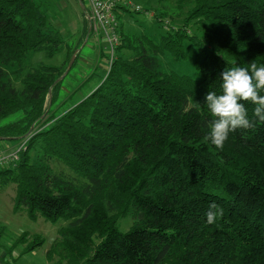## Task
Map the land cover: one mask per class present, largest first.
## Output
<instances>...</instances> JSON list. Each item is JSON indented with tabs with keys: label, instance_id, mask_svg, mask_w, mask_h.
I'll return each mask as SVG.
<instances>
[{
	"label": "trees",
	"instance_id": "16d2710c",
	"mask_svg": "<svg viewBox=\"0 0 264 264\" xmlns=\"http://www.w3.org/2000/svg\"><path fill=\"white\" fill-rule=\"evenodd\" d=\"M163 2H136L152 14L154 37L124 32L120 19L111 68L63 109L65 102L54 106L62 81L52 85L78 47L53 25L45 0H0V142L21 148L15 164L0 168V187L14 186V213L65 222L49 251L65 264H264V121L253 116L256 105L243 102L253 126L229 133L222 150L204 139L215 119L204 97L222 94L221 72L264 65V0H174L173 13ZM62 51V65L34 61ZM211 203L224 215L209 225ZM129 214L121 233L117 221ZM28 237L15 241L25 254L44 243ZM13 252L4 248L0 263L12 264Z\"/></svg>",
	"mask_w": 264,
	"mask_h": 264
},
{
	"label": "rangeland",
	"instance_id": "374dc122",
	"mask_svg": "<svg viewBox=\"0 0 264 264\" xmlns=\"http://www.w3.org/2000/svg\"><path fill=\"white\" fill-rule=\"evenodd\" d=\"M165 1L163 5L169 13H173L174 0ZM82 2L85 7V0H82ZM136 2L142 5H145V2L147 3L146 6L153 8L156 0H136ZM45 5L47 14L52 19L53 25L64 37H66V39H68V45L78 47L76 50V58L72 66L61 80L60 90L56 99V104L54 105L57 107L65 102L66 107H64L63 104L62 106L63 109H67V106H70L71 103L74 104L80 101L99 84L101 78L107 72L108 64L105 58L107 54H105L104 57H98L96 54V44L92 42L91 39L86 40V42H81L75 37V34L79 33L83 28L82 12L75 0H45ZM176 11L179 12L177 8ZM120 19H124L122 23L124 32H128L129 29H132L138 33H145L146 35L154 37L158 31L152 23L153 18L144 13L127 14ZM62 54H65V52L62 51V53L55 55L51 59L36 55L34 56V61L41 62L47 66L62 65L64 61V58L60 59ZM94 66L96 68L95 70H93ZM169 67L178 72H183L190 77L195 76V70L189 64L184 65L172 61L169 62ZM93 72H96L97 77L94 76L89 79ZM1 145L12 146L13 144L0 142V146ZM2 150L3 149H0V152ZM10 150H13V148H10ZM57 169L62 171L69 178L73 177V174L68 169L62 166H58ZM13 196V185L0 187V252L3 254L4 248L10 249L14 246L13 259L15 261H13L12 264H65L60 255L56 253L57 250L49 252L52 249L53 243L59 241L58 231L65 225V222L60 220L53 224L41 218L31 221L25 213H14ZM132 221L131 214L127 217L120 218L117 221V229L119 232H126L131 226ZM22 233L29 235V240L34 235L39 236L42 241H44L43 245L33 252L27 254L23 253L22 246L15 242L16 238ZM50 254L52 255L51 258L49 257ZM7 260L10 262L11 258L6 256L4 263H6Z\"/></svg>",
	"mask_w": 264,
	"mask_h": 264
},
{
	"label": "clouds",
	"instance_id": "9594fccd",
	"mask_svg": "<svg viewBox=\"0 0 264 264\" xmlns=\"http://www.w3.org/2000/svg\"><path fill=\"white\" fill-rule=\"evenodd\" d=\"M220 80L222 94L208 91L204 97V104L215 117L204 139L222 150L229 133L253 126L243 102L250 101L256 105L253 116L264 121V95H260L261 90H264V65L257 66L251 61L247 67L224 69ZM205 215L206 223L211 225L223 217L224 211L216 203H211Z\"/></svg>",
	"mask_w": 264,
	"mask_h": 264
},
{
	"label": "built area",
	"instance_id": "2783aa9c",
	"mask_svg": "<svg viewBox=\"0 0 264 264\" xmlns=\"http://www.w3.org/2000/svg\"><path fill=\"white\" fill-rule=\"evenodd\" d=\"M85 2L87 14L85 19L89 29L87 40L91 39L96 44V52L104 51L108 54V72L119 44L120 18L129 11L144 13L149 17H152V14L144 12L134 0H85ZM163 25L164 29L169 28L166 20L163 21ZM20 149L17 147L13 152L0 154V168L15 164L19 159Z\"/></svg>",
	"mask_w": 264,
	"mask_h": 264
},
{
	"label": "water",
	"instance_id": "95a60500",
	"mask_svg": "<svg viewBox=\"0 0 264 264\" xmlns=\"http://www.w3.org/2000/svg\"><path fill=\"white\" fill-rule=\"evenodd\" d=\"M77 4L79 5L80 9H81V12L84 14L85 18H87V14H86V10H85V7L84 5L82 4L81 0H76ZM88 34H89V29H87V35H86V38H85V41L87 40V37H88ZM76 54L77 52H75L71 57H70V60H69V63L67 64L66 66V69L65 71L63 72V74L53 83L52 87L55 86L57 83H59L64 77L65 75L67 74L68 70L70 69V67L72 66L75 58H76ZM51 87V88H52ZM48 98H49V102L51 100V89L49 90L48 92ZM31 131V129H30Z\"/></svg>",
	"mask_w": 264,
	"mask_h": 264
},
{
	"label": "crops",
	"instance_id": "0c3cea01",
	"mask_svg": "<svg viewBox=\"0 0 264 264\" xmlns=\"http://www.w3.org/2000/svg\"><path fill=\"white\" fill-rule=\"evenodd\" d=\"M11 145H1L0 146V149H3L1 152H0V154H2V153H8V152H13L14 150H15V145H12L11 147H10ZM9 147V148H8ZM5 148H7V149H5ZM10 148H13V150H10ZM21 213V212H20Z\"/></svg>",
	"mask_w": 264,
	"mask_h": 264
}]
</instances>
